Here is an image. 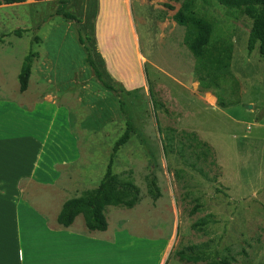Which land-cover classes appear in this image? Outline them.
<instances>
[{
	"label": "rangeland",
	"instance_id": "rangeland-1",
	"mask_svg": "<svg viewBox=\"0 0 264 264\" xmlns=\"http://www.w3.org/2000/svg\"><path fill=\"white\" fill-rule=\"evenodd\" d=\"M188 1L194 13L212 22L211 43L232 46L229 67L209 79L218 85L216 89L199 85L195 59L184 44L185 28L172 18ZM130 9L136 42L120 0H100L96 21L97 0L1 4L0 99L27 107V98H41L48 87L38 84L33 75L21 92L17 72L29 51L38 56L50 47L57 49L54 72L60 86L55 88L65 93L61 97L66 104L65 118L61 108L57 121L61 127L65 119L68 134L61 141L62 130H51L41 161L44 165L56 159L69 162L80 153L75 149L65 153L63 142L67 147L75 139L79 142L81 157L58 166L61 172L71 173L66 197L98 184L129 119L132 133L114 153L112 169L119 176L130 173L140 189V200L132 208L107 206V222L126 225L142 236L173 237L167 264H207L180 261L176 255L189 244L203 242L210 254L216 251L230 264H264V56L257 46L247 50L251 16L243 8H228L217 0H131ZM65 12L75 18H65ZM94 25L104 44L110 41L105 36L114 34L109 49L97 47ZM85 45L103 80L113 88L105 86L85 61ZM78 70L82 76L71 79ZM45 110L36 106L35 121L47 119ZM192 134L205 141L210 152L195 146ZM165 142L172 150L164 148ZM71 153L72 157L60 159ZM146 176L156 178L161 192L156 200L146 192ZM55 188L35 187L20 196L18 207L31 200L45 210V202L54 198V204L60 198ZM196 200L201 207L190 214ZM207 214H212L211 221L202 230L191 227ZM82 222V215L76 216L75 225Z\"/></svg>",
	"mask_w": 264,
	"mask_h": 264
},
{
	"label": "crops",
	"instance_id": "crops-1",
	"mask_svg": "<svg viewBox=\"0 0 264 264\" xmlns=\"http://www.w3.org/2000/svg\"><path fill=\"white\" fill-rule=\"evenodd\" d=\"M120 2L126 6L128 23L136 42L137 35L130 17L131 0ZM97 4L95 21L99 13L100 0H97ZM95 30L96 25L92 36L97 47L102 50L109 49L114 34L112 32L107 34L105 38L108 37L110 41L104 44L98 40ZM56 52L57 49L50 47L43 55L39 54L30 72L29 78L34 75L38 84L48 87L41 98L34 101L27 98V107L21 103H9L0 99V264H167L166 256L171 254L173 237L166 239L142 236L139 234L143 233H136L126 225H110L108 222L104 230H88L84 221L75 225L76 217L67 227L57 222L56 217L62 203L69 198L66 197L68 190L66 182L71 178V173L61 172L58 166L77 161L82 151L78 152L81 147L75 139L73 141H76L75 144L67 147L66 142H63L62 145L65 153L66 150L74 149L80 153L73 160L58 163L56 159L57 162L53 160L51 165L47 162L44 165L45 162L41 161L51 130H62L61 141L64 137L67 138L68 134L65 131L66 111L63 108L65 101L61 97L65 93H60L55 88L60 86L54 72L58 61ZM39 58L42 60L38 62ZM80 72L82 70L75 71L71 79L82 76ZM80 80L82 81V78ZM74 93L77 94L76 90ZM76 96L80 101V94ZM5 104L10 105L4 107ZM39 105L49 113L47 119L42 122L40 121L43 118L35 121L32 113ZM61 108L64 113V124L60 127L57 120ZM34 130H38L37 134ZM55 148L58 149L57 143ZM72 155L73 153L69 156L65 154L60 159L64 161L66 160L64 158ZM49 168L52 169L50 176ZM45 186L57 187L55 190H58L60 198L54 204L53 198L45 202V210L39 209L31 200L23 202L21 209L18 207L20 196L34 190L35 187ZM112 212L116 214L119 211ZM49 213L50 222L45 217Z\"/></svg>",
	"mask_w": 264,
	"mask_h": 264
},
{
	"label": "trees",
	"instance_id": "trees-1",
	"mask_svg": "<svg viewBox=\"0 0 264 264\" xmlns=\"http://www.w3.org/2000/svg\"><path fill=\"white\" fill-rule=\"evenodd\" d=\"M26 0H0L1 4H19ZM42 1V0H34ZM220 4L228 8H243L244 11L251 16L252 24L247 39V50L251 52L256 46L261 56H264V0H217ZM166 7L173 9L169 3L164 4ZM192 2H184L172 15L173 20L185 28L184 44L195 59V71L199 85L203 89H216L218 85L214 81L217 72L229 67L231 59V44L222 42L212 44L211 38L213 33V24L208 19L197 15L191 10ZM59 12V11H57ZM64 17L68 19L75 18L69 12L64 13ZM19 35V32L16 31ZM80 43L84 44L83 37L78 36ZM87 50L85 61L94 71L96 77L107 87L113 88L111 84L105 82L102 74L94 61L91 59L89 49ZM37 56V52L29 51L20 66L17 74L19 90L25 91L28 87L29 76L33 58ZM234 84L237 83L235 78L229 74ZM221 104L224 102L221 101ZM155 106V101L153 100ZM133 126L131 120H126V127L122 134L116 139L113 145V152L106 164L105 171L95 187L83 190L79 195L67 198L57 214L56 220L62 226H69L73 223L77 215H82L85 226L88 230H104L107 226L105 216V208L109 205L131 208L140 200V189L129 174L119 176L113 172L114 153L120 146L125 144L132 133ZM195 140V146H202L210 152V147L205 141L197 140L194 134L191 135ZM165 149L172 150L170 142H165ZM206 153V152H205ZM199 172L205 175L201 168ZM146 192L156 200L160 197L161 192L157 185L155 176H146ZM201 207L197 200L190 208L189 213L197 212ZM212 214H207L191 224L193 229L202 230L206 224L211 221ZM208 244L206 242L198 244H189L178 251L176 255L180 261L196 263L198 261H206L207 264H230V259L226 256H220L218 252L213 251L210 254L207 251Z\"/></svg>",
	"mask_w": 264,
	"mask_h": 264
}]
</instances>
